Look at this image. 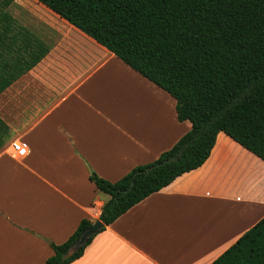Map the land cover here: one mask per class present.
Listing matches in <instances>:
<instances>
[{
	"label": "crops",
	"instance_id": "1",
	"mask_svg": "<svg viewBox=\"0 0 264 264\" xmlns=\"http://www.w3.org/2000/svg\"><path fill=\"white\" fill-rule=\"evenodd\" d=\"M54 15L31 29L46 55L0 94L9 129L0 264H45L51 243L98 220L108 196L91 172L116 182L191 129L168 93ZM13 141L26 146L24 157H11ZM262 218L264 161L220 132L202 166L130 208L70 264H211Z\"/></svg>",
	"mask_w": 264,
	"mask_h": 264
},
{
	"label": "trees",
	"instance_id": "2",
	"mask_svg": "<svg viewBox=\"0 0 264 264\" xmlns=\"http://www.w3.org/2000/svg\"><path fill=\"white\" fill-rule=\"evenodd\" d=\"M92 38L176 101L191 129L151 163L116 182L89 180L107 195L104 228L137 203L207 160L222 132L264 161V0H35ZM0 0V94L48 52ZM9 134L0 120V148ZM80 221L45 264H70L95 235L67 255L92 226ZM211 264H264V218Z\"/></svg>",
	"mask_w": 264,
	"mask_h": 264
},
{
	"label": "rangeland",
	"instance_id": "3",
	"mask_svg": "<svg viewBox=\"0 0 264 264\" xmlns=\"http://www.w3.org/2000/svg\"><path fill=\"white\" fill-rule=\"evenodd\" d=\"M8 11L21 26L27 27L30 33L37 18H40V16H55L35 0H15Z\"/></svg>",
	"mask_w": 264,
	"mask_h": 264
},
{
	"label": "water",
	"instance_id": "4",
	"mask_svg": "<svg viewBox=\"0 0 264 264\" xmlns=\"http://www.w3.org/2000/svg\"><path fill=\"white\" fill-rule=\"evenodd\" d=\"M102 226V223L99 220H96L89 229L83 232L78 241L69 249L67 255L69 256L72 253L76 252L79 247L84 245L91 236L97 234V232L102 228Z\"/></svg>",
	"mask_w": 264,
	"mask_h": 264
},
{
	"label": "built area",
	"instance_id": "5",
	"mask_svg": "<svg viewBox=\"0 0 264 264\" xmlns=\"http://www.w3.org/2000/svg\"><path fill=\"white\" fill-rule=\"evenodd\" d=\"M10 155L13 158H22L27 154L28 149L20 141H13L9 146Z\"/></svg>",
	"mask_w": 264,
	"mask_h": 264
}]
</instances>
